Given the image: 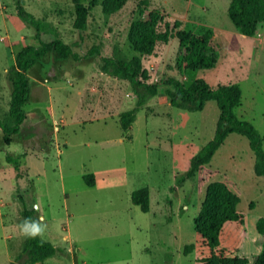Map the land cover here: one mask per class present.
<instances>
[{
    "label": "rangeland",
    "instance_id": "rangeland-1",
    "mask_svg": "<svg viewBox=\"0 0 264 264\" xmlns=\"http://www.w3.org/2000/svg\"><path fill=\"white\" fill-rule=\"evenodd\" d=\"M97 2L87 27L79 29L73 0H25L26 9L46 24L40 32L19 16L15 0H0L3 119L11 105L8 71L24 45L53 39L57 27L78 56L46 54L28 72L31 96L21 132L5 144L0 127V264L22 253V198L29 208L39 205L43 236L58 245L45 264H201L211 253L195 225L206 190H199L198 177L187 172L193 156L214 137L220 108L216 100L200 111L173 106L161 80L173 75L187 83L203 78L214 87L239 83L243 96L235 112L264 137V23L257 35L242 34L229 15L230 0H127L113 14ZM151 12L157 14V30L164 31L169 21L174 35L156 42L152 53L141 54L131 46L130 34L133 28L134 34L148 29ZM181 28L209 30L221 53L216 66H179L175 34ZM116 53L140 55L152 80L161 82L159 93L138 109L128 130L120 114L137 105V95L127 79L102 68L103 57ZM8 155L19 158L21 177ZM255 162L249 138L233 132L208 164V183L226 181L241 196L238 210L246 218L225 226L227 255L256 248L264 175L255 172ZM87 173L96 174L95 186L87 184ZM146 186L149 211L132 201V192ZM191 243L193 252L185 254Z\"/></svg>",
    "mask_w": 264,
    "mask_h": 264
},
{
    "label": "trees",
    "instance_id": "trees-1",
    "mask_svg": "<svg viewBox=\"0 0 264 264\" xmlns=\"http://www.w3.org/2000/svg\"><path fill=\"white\" fill-rule=\"evenodd\" d=\"M17 12L40 32L46 29V24L40 22L25 7V0H15ZM76 20L75 27L85 29L92 8L98 4L91 0L86 4L84 0H73ZM127 0H101L106 14H113L120 10ZM229 15L244 35H257L264 23V0H230ZM148 29L142 34H130V43L141 54L152 53L156 42L168 41L173 32H170V22H166V29L158 31L156 28L157 14L151 12ZM56 35L49 41L42 40L39 45L26 44L17 53L15 64L9 69L8 75L12 83L11 105L9 117L3 119L0 114V127L3 129V142L11 144L14 136L19 134L27 118L26 104L30 101L31 80L28 72L49 52L56 51L61 57L77 56L71 44L64 41L59 35L57 27L52 28ZM179 52L183 69H206L217 65L221 58L219 48L215 45L208 29L196 31L192 28L178 29ZM117 51L119 48L117 47ZM103 71L127 79L137 95V105L120 114V123L124 130L132 127L137 117L138 109L148 100L159 93L161 82L165 88L170 103L173 106L200 111L210 100H216L220 108V116L214 137L193 156L191 168L187 177H198V188H205V197L195 225L198 233L206 240L211 250L209 256L203 258L201 264H264V216L257 220L256 243L261 246L259 253L251 259L242 255L241 251L227 255L224 253V229L228 223H245V216L238 210L241 201L239 193L235 192L224 180H213L208 183L211 173L208 164L228 135L237 132L246 135L256 154L254 165L258 175H264V137L258 128L249 120L240 118L235 108L242 103L243 90L239 83L219 84L214 87L203 78L191 80L189 83L182 79L168 75L160 81L152 80L148 69L144 66L140 55L131 57L116 53L113 56H104ZM132 138V137H131ZM8 160L14 162L21 177V166L18 157L8 155ZM84 178L88 185L97 184L95 173H87ZM132 201L140 205L143 211L151 209L150 187H141L132 192ZM24 211L19 220L27 217H37L36 210L29 208L22 198ZM245 225V224H244ZM195 243L185 246V254L193 252ZM58 245L44 236L36 239L25 237L24 247L17 259L8 264H45L48 257L58 253Z\"/></svg>",
    "mask_w": 264,
    "mask_h": 264
},
{
    "label": "clouds",
    "instance_id": "clouds-1",
    "mask_svg": "<svg viewBox=\"0 0 264 264\" xmlns=\"http://www.w3.org/2000/svg\"><path fill=\"white\" fill-rule=\"evenodd\" d=\"M32 209L38 211L39 205L33 204ZM46 229L41 217L37 216L24 218L19 224V232L26 238L36 239L42 237Z\"/></svg>",
    "mask_w": 264,
    "mask_h": 264
},
{
    "label": "crops",
    "instance_id": "crops-1",
    "mask_svg": "<svg viewBox=\"0 0 264 264\" xmlns=\"http://www.w3.org/2000/svg\"><path fill=\"white\" fill-rule=\"evenodd\" d=\"M245 220H246V218H245ZM235 223V222H234ZM253 236V238H255L254 237V234L252 235ZM255 246H256V248H255V250H254V252H252V253H250L249 254V252H248V250L246 249L245 250V252H241L242 253V255H248V256H250L251 257V259H253V256L255 257L258 253H259V251H260V249H261V246L259 245H257V244H255Z\"/></svg>",
    "mask_w": 264,
    "mask_h": 264
}]
</instances>
